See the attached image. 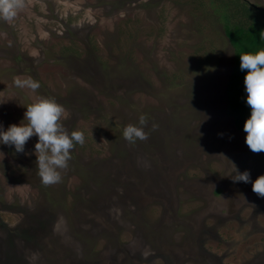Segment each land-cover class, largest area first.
Wrapping results in <instances>:
<instances>
[{"label":"rangeland","instance_id":"obj_1","mask_svg":"<svg viewBox=\"0 0 264 264\" xmlns=\"http://www.w3.org/2000/svg\"><path fill=\"white\" fill-rule=\"evenodd\" d=\"M221 12L0 0V264H264V139L227 113Z\"/></svg>","mask_w":264,"mask_h":264},{"label":"trees","instance_id":"obj_2","mask_svg":"<svg viewBox=\"0 0 264 264\" xmlns=\"http://www.w3.org/2000/svg\"><path fill=\"white\" fill-rule=\"evenodd\" d=\"M221 8L235 58L227 113L237 129L264 139V8L248 0H211Z\"/></svg>","mask_w":264,"mask_h":264}]
</instances>
